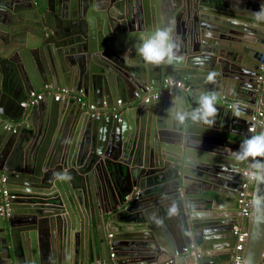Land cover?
Returning a JSON list of instances; mask_svg holds the SVG:
<instances>
[{"label": "water", "instance_id": "water-1", "mask_svg": "<svg viewBox=\"0 0 264 264\" xmlns=\"http://www.w3.org/2000/svg\"><path fill=\"white\" fill-rule=\"evenodd\" d=\"M262 6L0 0V264H228L238 224L241 264H264V179L241 217L242 171L255 162L233 155L264 112V23L252 15ZM158 27L172 30L181 61L138 55L139 37ZM165 79L182 88L136 102L137 89ZM45 86L79 98L21 106ZM202 93L217 96L211 126L191 119Z\"/></svg>", "mask_w": 264, "mask_h": 264}, {"label": "clouds", "instance_id": "clouds-1", "mask_svg": "<svg viewBox=\"0 0 264 264\" xmlns=\"http://www.w3.org/2000/svg\"><path fill=\"white\" fill-rule=\"evenodd\" d=\"M252 15L253 20L257 24L264 23V6H262L259 11L253 13ZM139 40L140 43L137 48V53L148 65L160 66L165 63L173 64L174 62H179L182 60V57L176 54L178 51V45L170 28H155L147 34H142L139 37ZM195 62L197 64L203 65L204 59H202L201 57H196ZM215 75L216 73H210L209 79H214ZM49 87L50 86H45L42 90L33 92H44L45 97L46 95H50ZM28 97L23 103L27 102ZM44 97L42 98V100L44 99ZM216 101V94H200L197 100L198 107L193 109L191 112L192 121H199L209 126L215 124V117L218 112V109L216 107ZM23 103H21V106ZM28 106L31 105H26L22 107L26 108ZM231 107L233 108V114L236 117H241L243 115V109L239 103L233 104ZM186 116L187 114L182 111L176 112V118L181 122L186 118ZM233 155L235 156L237 161H254V171L251 172L252 178L256 180L264 179V175H261V172H264V164L260 163V161L257 159L264 157V131H261L258 134H254L251 137L244 139L240 144L238 151L234 152ZM133 194L128 195L127 197H135L133 196ZM173 211H175V209H173Z\"/></svg>", "mask_w": 264, "mask_h": 264}, {"label": "built area", "instance_id": "built-area-1", "mask_svg": "<svg viewBox=\"0 0 264 264\" xmlns=\"http://www.w3.org/2000/svg\"><path fill=\"white\" fill-rule=\"evenodd\" d=\"M258 79H259L260 87L261 86L264 87V62L260 66V76ZM180 88H182V85L180 82H175L172 79H166L164 81L163 86L161 87H158V88L144 87L141 89H137L134 92V99L136 100L137 103L149 104L155 100L161 99L162 97L173 95L176 92V90ZM50 94L53 95L55 100L67 98L70 96L74 98H79L78 94L74 90H71L69 88L56 89L55 91H52ZM43 97H44V92H41V93L32 92L29 95L27 102L23 103L22 106L33 105L37 103L38 101L42 100ZM117 103L120 104V101L118 100ZM89 110L92 112L93 117H96V118L100 117L101 112L98 111L93 105L89 106ZM263 119H264V112L261 111L260 109H258L253 115L250 116L251 125L248 128V130L252 135L257 134L256 128L258 126L263 125ZM7 128L9 129L8 126ZM251 172L252 171H249V170L243 171L244 182L241 186V192L239 193V199H238L239 215L241 217L249 215L251 197H252V185L255 181V179L252 178L251 176ZM3 194H6V193L4 192ZM137 194L138 192H135L133 196L136 197ZM234 234L236 236V241H235V246H234L233 253L231 256V261L229 264H241L242 253L244 250V244L246 241L247 233L242 231L240 225H237L234 227ZM189 251L190 249L188 248L184 249L185 253H188ZM263 257H264V254H263Z\"/></svg>", "mask_w": 264, "mask_h": 264}, {"label": "flooded vegetation", "instance_id": "flooded-vegetation-1", "mask_svg": "<svg viewBox=\"0 0 264 264\" xmlns=\"http://www.w3.org/2000/svg\"><path fill=\"white\" fill-rule=\"evenodd\" d=\"M166 80V79H165ZM61 88H67V87H52V86H50L49 87V90H50V93L52 92V91H55L56 89H61ZM50 95H52V94H50ZM67 98H73V99H75L74 97H72V96H70V97H67ZM64 99V98H63ZM63 99H59V100H56V101H60V100H63ZM120 101V100H119ZM118 102V101H117ZM120 103H121V101H120ZM118 104V103H117ZM119 106H120V104H118ZM243 171H245V170H243ZM243 171H242V173H243ZM229 264V263H228Z\"/></svg>", "mask_w": 264, "mask_h": 264}, {"label": "crops", "instance_id": "crops-1", "mask_svg": "<svg viewBox=\"0 0 264 264\" xmlns=\"http://www.w3.org/2000/svg\"><path fill=\"white\" fill-rule=\"evenodd\" d=\"M26 99H27V98H26ZM228 214H229V213H228V212H226V215H228ZM238 225H240V224H238ZM206 261H207V260H206ZM192 264H195V263H193V262H192Z\"/></svg>", "mask_w": 264, "mask_h": 264}]
</instances>
